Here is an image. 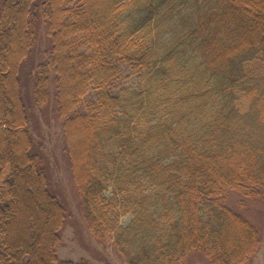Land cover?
I'll return each mask as SVG.
<instances>
[{
  "label": "trees",
  "instance_id": "trees-1",
  "mask_svg": "<svg viewBox=\"0 0 264 264\" xmlns=\"http://www.w3.org/2000/svg\"><path fill=\"white\" fill-rule=\"evenodd\" d=\"M37 23L34 100L63 119L92 236L127 264H246L258 231L228 201L264 195V0H0V264H91L59 259L68 208L32 153Z\"/></svg>",
  "mask_w": 264,
  "mask_h": 264
},
{
  "label": "rangeland",
  "instance_id": "rangeland-1",
  "mask_svg": "<svg viewBox=\"0 0 264 264\" xmlns=\"http://www.w3.org/2000/svg\"><path fill=\"white\" fill-rule=\"evenodd\" d=\"M37 40L19 69V88L28 118V130L33 137L32 153L43 158L50 190L59 196L68 208V214L62 229V239L58 247L60 260L87 261L91 264H127L110 241L101 242L92 236L81 212V195L74 179L71 159L67 151L63 119L55 110V105L37 106L34 100V81L38 64L46 57L50 45L42 23H37ZM126 77V76H125ZM132 82H136L133 80ZM79 111H84L82 103ZM80 136L78 139H82ZM107 199L114 196L110 187L104 192ZM228 204L240 214L246 216L258 231V250L246 264H264V195L244 198L231 193ZM119 222L127 227L132 216H120ZM182 264H210L201 251L192 252Z\"/></svg>",
  "mask_w": 264,
  "mask_h": 264
}]
</instances>
